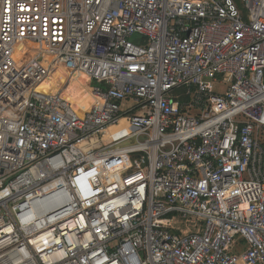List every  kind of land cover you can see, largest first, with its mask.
<instances>
[{
	"label": "built area",
	"instance_id": "obj_1",
	"mask_svg": "<svg viewBox=\"0 0 264 264\" xmlns=\"http://www.w3.org/2000/svg\"><path fill=\"white\" fill-rule=\"evenodd\" d=\"M0 0V264H264V0Z\"/></svg>",
	"mask_w": 264,
	"mask_h": 264
},
{
	"label": "rangeland",
	"instance_id": "obj_2",
	"mask_svg": "<svg viewBox=\"0 0 264 264\" xmlns=\"http://www.w3.org/2000/svg\"><path fill=\"white\" fill-rule=\"evenodd\" d=\"M238 3L241 5L240 1H238Z\"/></svg>",
	"mask_w": 264,
	"mask_h": 264
},
{
	"label": "trees",
	"instance_id": "obj_3",
	"mask_svg": "<svg viewBox=\"0 0 264 264\" xmlns=\"http://www.w3.org/2000/svg\"><path fill=\"white\" fill-rule=\"evenodd\" d=\"M239 1V0H238Z\"/></svg>",
	"mask_w": 264,
	"mask_h": 264
}]
</instances>
